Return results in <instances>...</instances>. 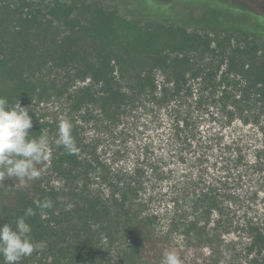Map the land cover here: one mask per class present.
<instances>
[{"label": "trees", "instance_id": "obj_1", "mask_svg": "<svg viewBox=\"0 0 264 264\" xmlns=\"http://www.w3.org/2000/svg\"><path fill=\"white\" fill-rule=\"evenodd\" d=\"M216 2L0 1V97L51 143L39 178L0 185V226L32 207L46 242L20 264H264V37ZM54 95L75 154L36 111Z\"/></svg>", "mask_w": 264, "mask_h": 264}, {"label": "clouds", "instance_id": "obj_2", "mask_svg": "<svg viewBox=\"0 0 264 264\" xmlns=\"http://www.w3.org/2000/svg\"><path fill=\"white\" fill-rule=\"evenodd\" d=\"M33 127L29 109L21 107L19 101L9 106L6 97H0V185L6 179L16 178L21 185L39 178L38 165L50 160L51 143L49 135L41 130V135L29 138V130ZM73 125L68 118H62L58 124L55 144L62 147L68 154L78 152L73 137ZM36 207L43 213L54 205L51 199L35 201ZM36 215L29 207L24 215L15 221V228L9 223L0 226V256L3 264H20V262L46 247L44 241H34L31 225L26 222L28 217ZM161 264H182L175 250L163 254Z\"/></svg>", "mask_w": 264, "mask_h": 264}, {"label": "rangeland", "instance_id": "obj_3", "mask_svg": "<svg viewBox=\"0 0 264 264\" xmlns=\"http://www.w3.org/2000/svg\"><path fill=\"white\" fill-rule=\"evenodd\" d=\"M2 1V0H0ZM34 3L42 4L50 3L54 0H31ZM62 2L71 3V0H60ZM90 1V0H85ZM135 4L142 3L140 6L147 12H153V10L164 11V6H157L156 0H132ZM161 2H169L174 0H159ZM224 4L216 2V8L212 11L219 13L225 11L232 19V24H239L244 29H252L258 31L264 37V0H223ZM195 11V15H200ZM236 22H235V20ZM216 22H220L215 18ZM36 111L42 117V121L48 125L47 129H50V136L54 139L57 136L58 124L62 118L69 119V110L67 100L65 96L57 97L52 96L48 100L43 101L36 107ZM149 131L147 134L142 135L144 138H151L157 141L159 137L156 136V132ZM129 149H131L130 143H128ZM51 156V153H50ZM128 159L131 157L129 154L126 156ZM49 184L54 186L60 192H67L69 188V181L51 174L49 176ZM65 201L68 202L69 198L65 197ZM162 224V223H161Z\"/></svg>", "mask_w": 264, "mask_h": 264}]
</instances>
